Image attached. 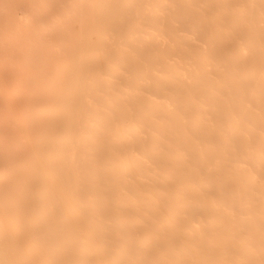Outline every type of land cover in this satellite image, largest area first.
Listing matches in <instances>:
<instances>
[{
	"label": "bare ground",
	"instance_id": "obj_1",
	"mask_svg": "<svg viewBox=\"0 0 264 264\" xmlns=\"http://www.w3.org/2000/svg\"><path fill=\"white\" fill-rule=\"evenodd\" d=\"M0 264H264V0H0Z\"/></svg>",
	"mask_w": 264,
	"mask_h": 264
}]
</instances>
